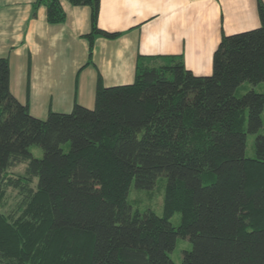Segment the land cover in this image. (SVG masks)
<instances>
[{
    "label": "trees",
    "instance_id": "16d2710c",
    "mask_svg": "<svg viewBox=\"0 0 264 264\" xmlns=\"http://www.w3.org/2000/svg\"><path fill=\"white\" fill-rule=\"evenodd\" d=\"M67 1L89 7V63L95 37L119 32L99 26L100 0ZM40 4L48 22L65 19L61 0H34L31 15ZM257 9L258 26L222 33L210 73H193L180 54L156 65L139 55L132 81L105 85L98 74L92 107L74 101L45 117L13 95L1 55L0 206L9 187L21 197L0 211V264H175L178 236L191 242L180 264H264V134L244 154L264 93L235 95L245 80L264 82L262 0ZM24 161V174L9 172ZM159 174L162 214L133 210L131 180L147 189Z\"/></svg>",
    "mask_w": 264,
    "mask_h": 264
},
{
    "label": "crops",
    "instance_id": "0c3cea01",
    "mask_svg": "<svg viewBox=\"0 0 264 264\" xmlns=\"http://www.w3.org/2000/svg\"><path fill=\"white\" fill-rule=\"evenodd\" d=\"M33 1L0 0V56L9 60L11 92L38 117L74 101L92 107L97 75L105 85L130 82L139 55L156 65L180 54L193 73L208 74L222 33L260 24L257 0H100L99 26L119 34L96 36L86 63L89 7L61 0L65 19L50 23L43 4L31 15Z\"/></svg>",
    "mask_w": 264,
    "mask_h": 264
},
{
    "label": "rangeland",
    "instance_id": "374dc122",
    "mask_svg": "<svg viewBox=\"0 0 264 264\" xmlns=\"http://www.w3.org/2000/svg\"><path fill=\"white\" fill-rule=\"evenodd\" d=\"M249 89H253L256 92L264 93V82L259 81L257 83H250L245 80L241 82L236 90L235 95L240 96ZM257 134H264V106L261 111V124L255 132H247L244 154L247 157L254 156V139ZM67 144L63 145V148L67 149ZM29 151L34 157L42 156V148L38 144L29 145ZM26 162H19L9 169V172L13 175L24 174ZM35 179L31 182V185L35 184ZM166 182V177L164 174H159L156 177L155 183L150 188H138L134 184V180H131L129 184V190L127 195L128 203L131 205L133 210L138 209L144 211L146 209H151L156 214H162V198L164 193V185ZM20 194L16 189L8 188L5 197V202L3 206H0V211L4 213L12 212L15 208L18 200L20 199ZM170 222L176 226L180 222V213L175 211L169 217ZM191 248V242L187 238L178 236L175 241V245L168 255L173 260L175 264L181 263L182 252Z\"/></svg>",
    "mask_w": 264,
    "mask_h": 264
}]
</instances>
